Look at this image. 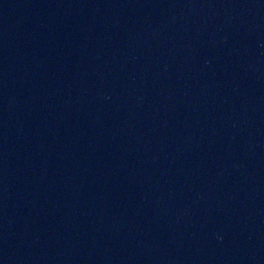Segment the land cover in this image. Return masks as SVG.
<instances>
[{"label":"water","instance_id":"95a60500","mask_svg":"<svg viewBox=\"0 0 264 264\" xmlns=\"http://www.w3.org/2000/svg\"><path fill=\"white\" fill-rule=\"evenodd\" d=\"M0 264H264V0H0Z\"/></svg>","mask_w":264,"mask_h":264}]
</instances>
